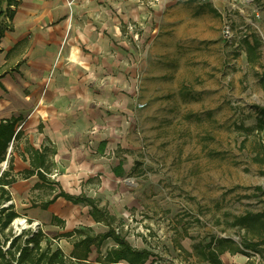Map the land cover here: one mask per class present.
Here are the masks:
<instances>
[{
    "label": "rangeland",
    "instance_id": "374dc122",
    "mask_svg": "<svg viewBox=\"0 0 264 264\" xmlns=\"http://www.w3.org/2000/svg\"><path fill=\"white\" fill-rule=\"evenodd\" d=\"M208 1L219 14L187 13L175 28L163 16L150 18L138 54L144 50L143 81L129 96L131 122L116 149L118 172L139 202L138 211L127 210L128 226L136 221L132 231H117L140 237L153 253L148 264H207L193 252L194 243L226 236L238 241L234 215L264 209V123L255 128V105L264 106V0ZM131 27L130 41L139 43L141 28ZM253 38L259 46L252 64L242 41ZM15 183L19 216L11 227L44 228L35 217L45 212L27 205L46 199V186ZM220 257L225 264H264L258 255Z\"/></svg>",
    "mask_w": 264,
    "mask_h": 264
},
{
    "label": "crops",
    "instance_id": "0c3cea01",
    "mask_svg": "<svg viewBox=\"0 0 264 264\" xmlns=\"http://www.w3.org/2000/svg\"><path fill=\"white\" fill-rule=\"evenodd\" d=\"M12 8L0 40V121L20 117V128L33 147H54V193L62 189L99 197L115 217V230L132 231L136 221L128 226L127 210L138 211L139 202L118 172L116 149L125 142L131 122L129 96L138 94L143 81L144 50L138 56L142 36L148 35L151 17L163 16L164 24L175 28L184 14L200 17L215 8L208 0H19ZM131 22L141 28L139 43L130 41ZM14 156L17 170L28 167ZM24 180L34 185L38 178ZM40 210L45 213L36 212L35 218L44 222L41 229L48 237L80 226L97 233L107 229L92 219L88 206L63 197ZM125 238L135 248L150 250L134 233ZM59 240L56 244L68 254L72 244ZM115 245L112 238L104 239L101 255ZM97 255L93 246L88 259L94 262Z\"/></svg>",
    "mask_w": 264,
    "mask_h": 264
},
{
    "label": "trees",
    "instance_id": "16d2710c",
    "mask_svg": "<svg viewBox=\"0 0 264 264\" xmlns=\"http://www.w3.org/2000/svg\"><path fill=\"white\" fill-rule=\"evenodd\" d=\"M18 2L19 0H0V40L4 30L9 27L4 18L13 17L14 9H11V6L15 7ZM211 12L219 14L216 9H211ZM258 46L257 38L242 41L249 63L253 64L257 61ZM255 108L258 119L255 128H260L264 123V106L255 105ZM19 118L10 117L0 121V264H119L120 261H125L127 264H145L153 253L147 248L133 247L124 234L115 230V217L106 206L100 204V199L87 196L83 192L77 195L69 194L62 189L54 193L53 184L56 182L50 175L55 166L53 159L55 149L48 144H42L38 148L33 147L24 137L23 130L18 128ZM21 137H23V146L19 147ZM9 147H11L10 151ZM16 152L22 160L28 162L27 168L14 171L13 162ZM32 175L38 178L33 188L46 186L48 197L38 204L31 203V206L46 209L57 197H63L72 203L88 206L92 219L103 223L107 229L97 233L91 227L80 226L61 232L53 238H48L40 227L13 230L11 223L19 213L13 203L11 187L18 179ZM52 220L57 221L59 225L63 224V221L56 216H53ZM27 222L30 223V220ZM232 222L239 232H242L238 241L229 236L214 237L206 243L197 242L192 245L193 252L201 261L207 264H225L220 257L225 252L230 255L242 254L247 258L251 255L264 257V209L234 215ZM108 237L112 238L116 245L107 249L105 255H101V243ZM60 238H65L72 244L68 254L57 244L53 245L54 240ZM93 246L98 252L94 262L88 259Z\"/></svg>",
    "mask_w": 264,
    "mask_h": 264
},
{
    "label": "built area",
    "instance_id": "2783aa9c",
    "mask_svg": "<svg viewBox=\"0 0 264 264\" xmlns=\"http://www.w3.org/2000/svg\"><path fill=\"white\" fill-rule=\"evenodd\" d=\"M132 27H131V25L129 26V29H131ZM21 126L19 125V127L18 128H20ZM29 227H32L31 225H29ZM33 228V227H32Z\"/></svg>",
    "mask_w": 264,
    "mask_h": 264
}]
</instances>
